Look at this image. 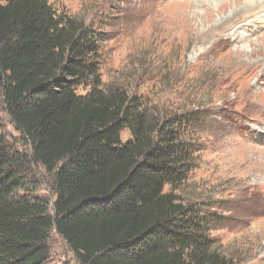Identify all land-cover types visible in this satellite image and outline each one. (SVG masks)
Returning a JSON list of instances; mask_svg holds the SVG:
<instances>
[{
	"label": "trees",
	"instance_id": "16d2710c",
	"mask_svg": "<svg viewBox=\"0 0 264 264\" xmlns=\"http://www.w3.org/2000/svg\"><path fill=\"white\" fill-rule=\"evenodd\" d=\"M100 66L97 29L47 0H0V114L17 132L0 117V264H44L53 231L78 264H232L212 214L174 193L199 112L105 85Z\"/></svg>",
	"mask_w": 264,
	"mask_h": 264
},
{
	"label": "rangeland",
	"instance_id": "374dc122",
	"mask_svg": "<svg viewBox=\"0 0 264 264\" xmlns=\"http://www.w3.org/2000/svg\"><path fill=\"white\" fill-rule=\"evenodd\" d=\"M47 1L98 30L105 85L136 90L167 111L199 112L196 166L174 193L212 214L214 247L232 264H264V59L238 51L263 42L264 5L233 40L235 29L221 20L243 0L216 8L206 0ZM38 174V194L52 199L48 175ZM48 244L44 264H78L54 231Z\"/></svg>",
	"mask_w": 264,
	"mask_h": 264
},
{
	"label": "bare ground",
	"instance_id": "6f19581e",
	"mask_svg": "<svg viewBox=\"0 0 264 264\" xmlns=\"http://www.w3.org/2000/svg\"><path fill=\"white\" fill-rule=\"evenodd\" d=\"M215 1V8L220 5L223 2H229V0H206V2H209L210 4H212ZM235 1V0H234ZM233 3V2H232ZM258 5H264V0H243L242 3H240V5L237 6V8L231 12H229V14L227 15L226 18L222 19L221 22L219 24H221V27H225V29H231V31L233 30V28L235 29V31L233 32L232 37L233 40H235L238 37H241V32L243 30L249 32L248 30V26L251 25L252 21L249 18H253V13L252 10L256 7V12L259 10V6ZM264 11V10H263ZM258 14V13H256ZM259 15V14H258ZM260 16V15H259ZM249 19V20H248ZM264 19V18H263ZM257 22V21H256ZM236 23H238V27L236 28ZM257 26V25H256ZM255 26V27H256ZM217 28V27H216ZM253 28V27H252ZM219 29V28H218ZM251 29V28H250ZM255 29V28H254ZM220 30V29H219ZM222 31V30H221ZM219 32V31H218ZM243 34V33H242ZM249 36V35H248ZM246 36V37H248ZM260 36V35H259ZM264 36V35H263ZM264 38H263V42H261V44H256L254 43V47L251 48V50L249 52H246L245 50H238L239 53H247L249 56H260V58H262V60L264 59ZM259 58V59H260ZM255 60V59H254ZM258 61V60H257ZM260 61V60H259ZM259 63V62H258ZM261 65V64H260ZM250 67V66H249ZM253 67V66H252ZM253 72V71H251ZM252 74V73H251ZM258 75V74H257ZM259 77V76H258ZM260 79V78H258ZM262 82V81H260ZM252 148V147H251ZM261 151V150H260ZM264 152V151H263Z\"/></svg>",
	"mask_w": 264,
	"mask_h": 264
}]
</instances>
